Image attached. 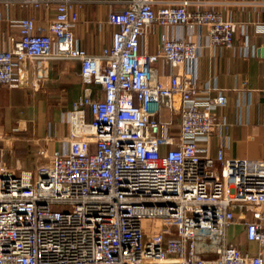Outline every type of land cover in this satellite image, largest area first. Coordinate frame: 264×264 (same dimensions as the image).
Instances as JSON below:
<instances>
[{
	"label": "built area",
	"instance_id": "1",
	"mask_svg": "<svg viewBox=\"0 0 264 264\" xmlns=\"http://www.w3.org/2000/svg\"><path fill=\"white\" fill-rule=\"evenodd\" d=\"M80 1L0 0L54 12L46 29L31 18L11 23L18 35L0 49V86L39 90L43 67L76 61L102 94L89 87L72 103L62 146L39 150L43 162L33 172L8 168L0 148V264H264L256 211L264 160L198 148L226 127L213 117L226 94L200 88L193 71L205 46L163 32L155 53L140 51L154 25L206 30L208 48H231L238 24L213 8L191 10L186 0H110L111 45L90 56L73 33ZM158 63L172 72L159 74ZM246 210L255 216L244 230L260 249L255 255L227 237Z\"/></svg>",
	"mask_w": 264,
	"mask_h": 264
},
{
	"label": "crops",
	"instance_id": "2",
	"mask_svg": "<svg viewBox=\"0 0 264 264\" xmlns=\"http://www.w3.org/2000/svg\"><path fill=\"white\" fill-rule=\"evenodd\" d=\"M130 1V0H125ZM157 6L185 0H154ZM192 2L189 9L213 8L225 20L237 23L231 48H208L206 30L196 28H162L151 26L140 39V51L153 54L159 47L161 33L171 38L200 41L205 47L193 66L202 88L206 84L216 87L227 96V105L218 109L215 122L226 123L222 132H213L208 144L198 143L200 154L214 156L223 147L226 159L264 160V0H186ZM197 3V4H194ZM205 4V5H204ZM117 7L110 0H81L79 21L73 28L76 47L90 56L100 54L111 45L113 27L109 17ZM54 16L53 9L21 7L0 2V49H7L11 39L18 35L11 23L24 18L33 19L44 29ZM160 74L172 72L168 65L155 64ZM44 78L39 90L30 85L9 88L0 86V148L4 162L6 148L11 144L25 143L35 150L40 163L39 150L50 153L62 146L67 136V112L72 103L83 96L90 87L92 94L102 98L99 88L88 86L80 76L79 62H51L43 67ZM30 77L35 67L27 65ZM245 84V85H244ZM215 94V93H213ZM172 124H178V116L165 114ZM177 132V128L175 129ZM24 145V144H23ZM12 168L33 172L30 167L21 168L20 157H13ZM39 163V164H40ZM16 164V165H15ZM38 164V165H39ZM261 230L264 231V204L258 210ZM244 220L228 227L227 237L242 253L255 255L256 243L245 237V224L255 220L254 212L244 211ZM264 259V250L261 251Z\"/></svg>",
	"mask_w": 264,
	"mask_h": 264
},
{
	"label": "rangeland",
	"instance_id": "3",
	"mask_svg": "<svg viewBox=\"0 0 264 264\" xmlns=\"http://www.w3.org/2000/svg\"><path fill=\"white\" fill-rule=\"evenodd\" d=\"M31 147L32 146H28L25 143H21L19 145L11 144L10 147L6 148L5 151L4 163L6 164V166L10 169H14L12 168L13 165L12 162H14L13 157L15 158L20 157L21 159L20 169H27V167L31 168L29 170L35 169V167L38 166L40 161L38 160V157L36 155L34 156V153H36L35 150L32 149L30 151Z\"/></svg>",
	"mask_w": 264,
	"mask_h": 264
}]
</instances>
